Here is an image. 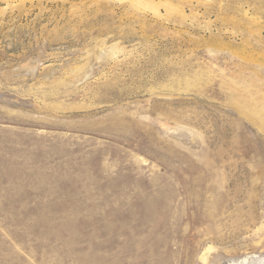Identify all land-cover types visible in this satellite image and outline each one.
<instances>
[{
  "label": "rangeland",
  "instance_id": "374dc122",
  "mask_svg": "<svg viewBox=\"0 0 264 264\" xmlns=\"http://www.w3.org/2000/svg\"><path fill=\"white\" fill-rule=\"evenodd\" d=\"M0 264H264V0H0Z\"/></svg>",
  "mask_w": 264,
  "mask_h": 264
}]
</instances>
